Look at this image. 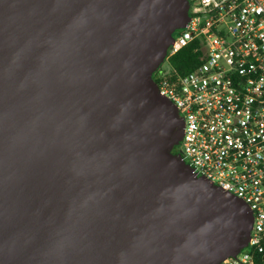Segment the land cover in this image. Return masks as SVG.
Wrapping results in <instances>:
<instances>
[{
  "label": "water",
  "instance_id": "water-1",
  "mask_svg": "<svg viewBox=\"0 0 264 264\" xmlns=\"http://www.w3.org/2000/svg\"><path fill=\"white\" fill-rule=\"evenodd\" d=\"M187 0H0V264H220L252 214L172 150L151 78Z\"/></svg>",
  "mask_w": 264,
  "mask_h": 264
},
{
  "label": "built area",
  "instance_id": "built-area-1",
  "mask_svg": "<svg viewBox=\"0 0 264 264\" xmlns=\"http://www.w3.org/2000/svg\"><path fill=\"white\" fill-rule=\"evenodd\" d=\"M187 1L151 78L183 120L181 160L252 214L247 246L220 264H264V0ZM185 47L195 65L180 72Z\"/></svg>",
  "mask_w": 264,
  "mask_h": 264
},
{
  "label": "trees",
  "instance_id": "trees-1",
  "mask_svg": "<svg viewBox=\"0 0 264 264\" xmlns=\"http://www.w3.org/2000/svg\"><path fill=\"white\" fill-rule=\"evenodd\" d=\"M190 49V47L183 48L170 60L171 64L180 72L189 71L195 65V58L191 54ZM174 149H176V147Z\"/></svg>",
  "mask_w": 264,
  "mask_h": 264
},
{
  "label": "flooded vegetation",
  "instance_id": "flooded-vegetation-1",
  "mask_svg": "<svg viewBox=\"0 0 264 264\" xmlns=\"http://www.w3.org/2000/svg\"><path fill=\"white\" fill-rule=\"evenodd\" d=\"M172 153H173V154H178V153H179V148L173 149V150H172Z\"/></svg>",
  "mask_w": 264,
  "mask_h": 264
},
{
  "label": "rangeland",
  "instance_id": "rangeland-1",
  "mask_svg": "<svg viewBox=\"0 0 264 264\" xmlns=\"http://www.w3.org/2000/svg\"><path fill=\"white\" fill-rule=\"evenodd\" d=\"M176 148H178V147H176Z\"/></svg>",
  "mask_w": 264,
  "mask_h": 264
}]
</instances>
